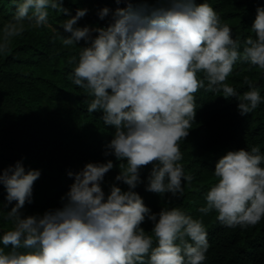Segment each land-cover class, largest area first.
I'll list each match as a JSON object with an SVG mask.
<instances>
[{
    "label": "clouds",
    "instance_id": "clouds-1",
    "mask_svg": "<svg viewBox=\"0 0 264 264\" xmlns=\"http://www.w3.org/2000/svg\"><path fill=\"white\" fill-rule=\"evenodd\" d=\"M13 3L11 17L0 25V54L27 27L52 28L64 45L86 42L70 58V77L91 97L87 111L102 110L103 123L114 128L104 155L120 160L115 180L128 187L112 183L106 192L102 181L114 161H89L67 172L74 180L60 206L24 215L41 170L26 169L22 159L8 165L0 172L6 189L0 211L9 222L0 231V264H202L210 246L203 218L174 205L154 212L135 189L141 166L151 162L146 189L171 193L169 200L183 195L193 177L181 163L179 141L195 119L198 89L235 96L241 115L264 100L247 76L242 93L227 82L237 60L264 70V5H257L253 34L241 41L209 0H126L125 7L98 10L101 19L109 17L106 26H80L88 9L72 15L62 0ZM50 9L68 13L60 25L69 35L50 23ZM213 175L200 212L215 210L217 220L230 227L264 218L259 144L228 150ZM146 217L151 231L141 226Z\"/></svg>",
    "mask_w": 264,
    "mask_h": 264
},
{
    "label": "trees",
    "instance_id": "trees-1",
    "mask_svg": "<svg viewBox=\"0 0 264 264\" xmlns=\"http://www.w3.org/2000/svg\"><path fill=\"white\" fill-rule=\"evenodd\" d=\"M62 3L72 15L77 8L88 9L77 21L80 26H106L109 17L101 19L98 10L104 6L110 10L126 6V0H62ZM209 3L232 27L233 36L243 41L253 34L250 28L256 8L258 4L264 5V0H209ZM14 7L13 0H0V25L11 17ZM66 18L68 13L49 10L50 23L69 35L60 25ZM85 44L81 39L77 45H64L52 28L27 27L0 54V172L18 159H22L26 169L41 170L33 183L32 201H26L22 208L24 215L60 206L61 196L74 180L67 172L78 171L89 161H114V167L102 181L106 192L112 183L122 189L128 187L115 180L120 160L112 154L104 155V146L112 138L114 128L103 123L102 110L87 111L91 97L70 77L74 67L70 58ZM245 76L260 86L264 96V70L249 66L247 61L234 63L227 82L242 93L248 88ZM194 96L195 119L188 135L179 141L181 163L193 177L186 182L183 195L169 200L171 193L161 195L146 189L151 162L141 166L142 182L135 190L154 212L174 205L193 217L203 218L210 246L202 264H264V218L247 227H230L217 220L215 210L199 211L206 203L204 194L216 179L213 171L220 156L253 144H259L264 151V100L252 112L241 115L235 96L226 98L205 88L198 89ZM5 202L6 189L0 183V206ZM11 206L8 204V208ZM8 225L0 211V231ZM141 226L151 231L153 222L146 217Z\"/></svg>",
    "mask_w": 264,
    "mask_h": 264
}]
</instances>
